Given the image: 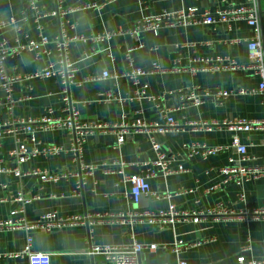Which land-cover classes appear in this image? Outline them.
Returning a JSON list of instances; mask_svg holds the SVG:
<instances>
[{
    "label": "crops",
    "instance_id": "1",
    "mask_svg": "<svg viewBox=\"0 0 264 264\" xmlns=\"http://www.w3.org/2000/svg\"><path fill=\"white\" fill-rule=\"evenodd\" d=\"M87 3H97L98 8L75 10L64 17H48L43 20L44 32L51 39L57 37L63 28L69 36L90 35L107 30L131 29L146 17L164 11L197 8L199 11L247 6V0H62L66 8ZM42 11L57 6V0H38ZM259 23L262 31L264 53V0H256ZM260 13L262 18L260 19ZM16 17L17 25L0 31V38L11 44L38 40L39 34L28 0H0V18ZM25 18V19H24ZM63 23V25H61ZM253 35L252 27L245 20L230 24L162 26L157 33L144 31L138 36L120 35L100 44L72 42L69 59L77 68L71 96L84 123L119 124L134 122L139 118L148 122L164 124L169 116L182 125L191 122L232 121L236 119L264 120V92L258 91L262 78L250 70L231 69L222 71L199 70L192 72L191 59L201 57H225L242 64L249 62L248 39ZM141 45V46H140ZM133 47V65L126 58V51ZM50 53L40 58L33 51H24L7 59V71L13 75H25L44 67L50 61L59 59L55 43L48 44ZM155 62L169 68L165 73L146 75L141 78L147 84V93L159 97L165 93L181 91L194 86L220 90L248 89L246 94L234 93L221 103L206 99L200 105L187 104L169 111L179 101L169 95L164 100L100 101L104 93L111 90L125 98L132 95V81L127 77L106 78L86 81L89 76L104 71L122 74L133 67L150 69ZM175 67L183 70L177 71ZM13 98L30 97L18 101L13 110L0 107V122L14 117H39L52 108L55 116H65L58 78L23 80L14 84ZM6 92L0 88V101ZM158 104L165 107L162 111ZM238 134L247 146L249 160L246 165L264 166V130L232 131L225 127L212 129L185 127L165 133H156L163 150L173 158L171 166L180 164L189 171L164 176L151 163L156 153L149 141V133L132 131L123 145L117 144L112 129L95 130L86 135L84 161L100 166L85 178L82 195H75L78 180L75 173L80 165L71 152V139L67 130L56 128L39 130L36 137L45 144H56L66 149L58 155H37L19 165L27 173L33 169L48 173L67 171L73 173L59 181H42L32 174L17 176L0 173V220L22 218L30 222L40 219L49 212L62 217H89L74 225L54 228L51 231L35 229L33 250L50 254L51 264H106L104 254H91L92 245H125L132 237L142 244H156V251L144 250L140 259L143 264H237V257L245 254L247 259L264 260V218L256 219L245 213L260 208L264 203V177L239 185L225 182L228 175L222 171L231 158L238 159L236 149H229L206 158L189 156L186 145L192 143L209 146H229L233 136ZM23 138L24 136L21 135ZM12 135L0 140V168L15 167L17 162L8 156L14 148ZM125 162L128 175L145 174L156 169V175L149 179L151 188L162 195L143 196L139 203L133 202L130 184L117 185L119 175L107 173L115 162ZM106 168V169H105ZM19 191L33 200L26 206L25 213L13 216L15 198ZM186 191L183 194H175ZM174 205L179 211L196 213L174 223L150 222L147 217L135 214L168 211ZM223 209L227 214L209 213ZM125 215L123 218L98 215ZM28 232L23 228H0V253L21 251L26 244ZM181 245L176 250L177 244ZM165 245L167 248H163ZM250 246L248 251H242ZM0 264H30L27 256L2 257Z\"/></svg>",
    "mask_w": 264,
    "mask_h": 264
},
{
    "label": "built area",
    "instance_id": "2",
    "mask_svg": "<svg viewBox=\"0 0 264 264\" xmlns=\"http://www.w3.org/2000/svg\"><path fill=\"white\" fill-rule=\"evenodd\" d=\"M250 4L247 6H240L237 8L220 9L217 11H199L197 8L181 9L178 11H164L159 14H153L139 23H137L131 29H117L107 30L102 33H95L90 35H73L69 36L65 33L64 29H61L60 34L51 39L44 32L43 20L48 17H64L67 13L75 10H91L98 8L97 3H87L78 7L66 8L62 5V0H57V6L55 9L50 11H42L38 4V0H28L29 9L32 12L36 28L38 30V40H28L27 42L21 43L18 41L17 44H11L9 40L0 38V88L6 92L4 100L0 101V107H6L9 111H12L15 104L18 101L27 100L30 97H22L18 100L13 98L14 84L23 80L43 79V78H58L61 83V95L64 103L63 111L66 113L65 116H55L52 108L46 109L39 117H14L5 122H0V140L6 137V135H12L15 140V146L8 151V156L17 162L15 167H1L0 173L15 174L22 176L24 174H32L39 177L42 181H59L61 179L72 176L73 173L67 171L58 173H48L45 170L33 169L27 173H24L19 165L31 160L37 155L52 156L66 152V149L56 144H45L39 141L36 137V132L39 130H51L56 128H62L67 130L70 135L71 145L70 151L73 152L75 159L80 165V171L74 174L78 177L76 188L74 189L75 195H82L83 185L85 178L91 175L100 166H108L106 164H87L85 163L84 157V143L86 135L95 130H109L112 129L117 136V144L123 145L126 142V136L132 132H147L149 133V141L152 145L153 150L156 153V159L152 161V167L159 169L164 176H169L175 173L188 172L189 170L184 165H179L174 168L171 166L173 158L169 156L162 148L160 142L156 138V133H165L167 131L175 129H183L190 127L193 129L206 128L212 129L213 127H225L232 131H251V130H264V120H247V119H236L232 121H213L209 122H191L185 125L177 122L173 117L169 116L164 124L158 122H148L145 119L139 118L134 122L123 121L119 124H108V123H84L79 120V111L75 106V103L71 96V86L73 84H79L80 82L75 81V75L77 68L69 59V46L72 42H88L91 41L95 44H100L105 41L115 39L120 35L138 36L144 31H153L155 33L162 26H176V25H216L219 23L230 24L236 20H245L253 29V35L248 39V53L249 62L247 64L239 63L236 60L225 58V57H201L191 59L192 64L189 69L192 72L199 70L209 71H222L231 69H245L252 71L255 75L262 78V82L258 88V91L264 92V53L262 44V31L259 23L258 9L256 6V0H247ZM25 19V18H24ZM18 19L14 16L9 18H0V31L8 26L17 25ZM63 25V23H61ZM55 43L57 51L59 53V59L56 61L48 62L44 67L37 69L32 73L25 75H13L7 71V59L11 56L19 55L24 51H33L36 53V57L40 58L44 55H48L50 50L48 44ZM141 46V45H140ZM134 48L129 47L126 51V58L133 65V52ZM169 68L155 62L150 69H143L140 67H133L129 71H125L122 74L110 73L104 71L100 75L89 76L85 80H97L120 77H127L132 81V95L122 98L114 94L113 91L109 90L104 93V97L100 101H118L124 102L125 100H134L146 98L148 100H164L167 96L172 95L178 98L179 103L175 107L167 108L169 111L179 110L187 104L200 105L206 99H212L217 103H221L229 98L234 93L246 94L251 92L248 89L240 88L237 90H220L211 88L191 87L181 91H171L165 93L159 97L150 95L147 93L148 85L143 83L141 78L146 75H155L158 73H165ZM175 70H183L180 67H175ZM158 107L162 111H167L164 106L158 104ZM21 135L24 137L22 138ZM189 156L201 155L206 158L210 155L216 154L229 149H236L239 157L231 158L230 164L222 169L228 177L225 182H236L239 185L248 181H254L264 177V166L246 165L250 158L248 156L247 146L242 143L238 134L233 136L231 145L229 146H209L207 144L192 143L186 145ZM116 167H108L107 173L118 174L119 180L117 185L121 184L130 186V195L133 202L139 203L143 196H170L172 194H160L153 191L149 182L151 177L156 175V169L149 170L145 174H133L128 175L124 171L125 162H115ZM106 169V168H105ZM186 191H178L175 194H183ZM32 198H28L22 191H19L16 198V206L12 210L11 214L17 216L24 214L26 206L32 201ZM209 213L227 214L226 210L218 209L210 211ZM196 213H190L188 211H179L174 205H171L168 211H160L156 214L144 213L135 214L138 217H147L150 222L159 220L161 224L174 223L187 219L188 217L196 216ZM100 218L109 217L116 218L119 216L123 218L125 215L119 214H102L98 215ZM245 216L251 218H264V203L263 205L253 210L252 212L245 213ZM89 217L73 216V217H62L57 212H49L40 217L39 220L30 222L24 217L13 218L8 220H0V228L12 227V228H23L28 232L27 241L25 247L21 251L12 252L10 254L0 253V259L2 257H23L27 256L30 260V264H51L50 254L36 252L33 250V237L31 232L35 229H43L45 231H51L54 228L64 227L67 225H74L81 221H89ZM264 246V241H263ZM177 249H181V245H176ZM159 248L156 244H142L138 242L135 237H132L130 243L125 245H92L91 254H104L106 257V264H143L140 255L144 250L156 251ZM163 248H167L163 245ZM250 246H245L242 251H248ZM177 264H189L187 261H179ZM200 264H212V263H200ZM237 264H264V260L247 259L245 254H241L237 257Z\"/></svg>",
    "mask_w": 264,
    "mask_h": 264
},
{
    "label": "water",
    "instance_id": "3",
    "mask_svg": "<svg viewBox=\"0 0 264 264\" xmlns=\"http://www.w3.org/2000/svg\"><path fill=\"white\" fill-rule=\"evenodd\" d=\"M262 15H263V14H262V13H260V19L262 18Z\"/></svg>",
    "mask_w": 264,
    "mask_h": 264
}]
</instances>
